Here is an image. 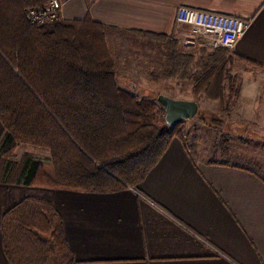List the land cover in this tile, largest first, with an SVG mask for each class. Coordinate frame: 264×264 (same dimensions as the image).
I'll return each mask as SVG.
<instances>
[{
  "label": "trees",
  "instance_id": "obj_1",
  "mask_svg": "<svg viewBox=\"0 0 264 264\" xmlns=\"http://www.w3.org/2000/svg\"><path fill=\"white\" fill-rule=\"evenodd\" d=\"M51 0H0V181L81 193H115L136 188L160 161L172 141L184 140V122L166 123L158 102L140 101L118 87L107 26L91 16L60 17L47 26L25 19L31 7ZM144 37L169 51L165 76L192 80L202 91L223 97L230 59L263 68L227 49H217L200 77L191 74L195 49L152 33ZM202 123L221 122L199 113ZM20 144L46 149L50 165L28 155L13 162ZM235 165L264 182V173ZM3 247L10 264H77L64 220L50 201L29 197L2 219Z\"/></svg>",
  "mask_w": 264,
  "mask_h": 264
},
{
  "label": "crops",
  "instance_id": "obj_2",
  "mask_svg": "<svg viewBox=\"0 0 264 264\" xmlns=\"http://www.w3.org/2000/svg\"><path fill=\"white\" fill-rule=\"evenodd\" d=\"M181 7L248 20L230 52L264 67V0H62L61 18L107 26L111 52L124 33L190 38L196 49L191 28L177 23ZM220 163L186 135L136 188L81 193L0 181V264H10L3 216L29 197L54 204L77 264H264V182Z\"/></svg>",
  "mask_w": 264,
  "mask_h": 264
},
{
  "label": "rangeland",
  "instance_id": "obj_3",
  "mask_svg": "<svg viewBox=\"0 0 264 264\" xmlns=\"http://www.w3.org/2000/svg\"><path fill=\"white\" fill-rule=\"evenodd\" d=\"M27 10L24 14L26 20ZM176 40L181 49L189 46L190 38ZM197 41L196 62L191 74L199 77L206 71L205 65L215 50L202 45L201 40ZM115 44L110 53L120 89L131 92L140 101L157 102V98L163 95L176 100L197 102L198 114L203 113L207 118L221 122L218 127L208 126L198 116L184 121V136L187 135L189 142L195 144L198 153L203 158L249 166L264 173L263 68L230 59L226 67L223 97L216 99L217 93L202 91L196 95L192 80H175L165 76L170 68L166 46L142 34L125 33L120 34V40H116ZM119 45L122 46L118 48ZM108 48L110 50L109 45ZM130 82L137 86L136 92L129 87ZM163 127L168 128V125ZM4 137L5 130L0 123V146ZM25 155L46 166L50 165L48 150L24 144L17 147L13 162L20 163Z\"/></svg>",
  "mask_w": 264,
  "mask_h": 264
},
{
  "label": "built area",
  "instance_id": "obj_4",
  "mask_svg": "<svg viewBox=\"0 0 264 264\" xmlns=\"http://www.w3.org/2000/svg\"><path fill=\"white\" fill-rule=\"evenodd\" d=\"M62 1L51 0L41 8H30L27 21L34 26L50 25L61 17ZM177 23L191 28L196 40L212 49L233 50L246 33L250 22L231 15L181 7L177 11Z\"/></svg>",
  "mask_w": 264,
  "mask_h": 264
},
{
  "label": "water",
  "instance_id": "obj_5",
  "mask_svg": "<svg viewBox=\"0 0 264 264\" xmlns=\"http://www.w3.org/2000/svg\"><path fill=\"white\" fill-rule=\"evenodd\" d=\"M134 89H136L134 87ZM158 102L165 109V120L169 127H173L178 123L195 118L199 112V105L195 101L176 100L161 95Z\"/></svg>",
  "mask_w": 264,
  "mask_h": 264
}]
</instances>
